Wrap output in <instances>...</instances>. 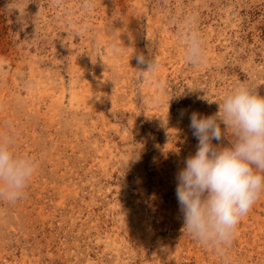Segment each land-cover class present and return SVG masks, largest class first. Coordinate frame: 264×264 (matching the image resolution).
<instances>
[{
  "label": "rangeland",
  "instance_id": "1",
  "mask_svg": "<svg viewBox=\"0 0 264 264\" xmlns=\"http://www.w3.org/2000/svg\"><path fill=\"white\" fill-rule=\"evenodd\" d=\"M91 2L0 0V133L39 161L25 198L0 201V264H224L183 229L175 174L196 150L188 114L240 84L264 96V0ZM150 51L142 80L131 56ZM228 255L264 264V196Z\"/></svg>",
  "mask_w": 264,
  "mask_h": 264
},
{
  "label": "clouds",
  "instance_id": "2",
  "mask_svg": "<svg viewBox=\"0 0 264 264\" xmlns=\"http://www.w3.org/2000/svg\"><path fill=\"white\" fill-rule=\"evenodd\" d=\"M93 6L91 0H85V8ZM195 23L194 16L187 17L186 30L179 35L185 62L199 66L205 63L206 53ZM87 27L85 24L80 30ZM131 58L142 80L152 79L160 70L151 51L147 56L133 53ZM157 86L163 88L162 83ZM162 101L159 94L152 97L154 105ZM212 102L218 105L215 113L188 114V127L197 144L175 174V197L188 235L223 257L224 264H231L228 252L239 223L264 196V96L256 88L240 84L222 101ZM186 114L181 110V119ZM14 146L13 136L0 133V201L8 204L25 198L39 170L37 158L18 153Z\"/></svg>",
  "mask_w": 264,
  "mask_h": 264
}]
</instances>
